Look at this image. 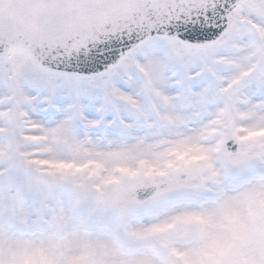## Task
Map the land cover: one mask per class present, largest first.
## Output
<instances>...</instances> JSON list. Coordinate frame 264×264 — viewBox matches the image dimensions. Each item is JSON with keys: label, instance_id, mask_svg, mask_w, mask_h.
I'll return each mask as SVG.
<instances>
[{"label": "snow or ice", "instance_id": "6c2138e0", "mask_svg": "<svg viewBox=\"0 0 264 264\" xmlns=\"http://www.w3.org/2000/svg\"><path fill=\"white\" fill-rule=\"evenodd\" d=\"M0 264H264V0H0Z\"/></svg>", "mask_w": 264, "mask_h": 264}]
</instances>
